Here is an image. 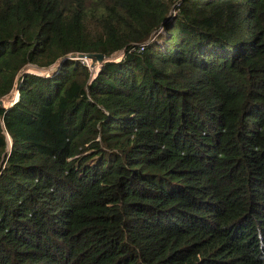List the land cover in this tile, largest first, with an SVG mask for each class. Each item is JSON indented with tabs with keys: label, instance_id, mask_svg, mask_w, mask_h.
Here are the masks:
<instances>
[{
	"label": "trees",
	"instance_id": "trees-1",
	"mask_svg": "<svg viewBox=\"0 0 264 264\" xmlns=\"http://www.w3.org/2000/svg\"><path fill=\"white\" fill-rule=\"evenodd\" d=\"M14 86L0 264H264V0H0Z\"/></svg>",
	"mask_w": 264,
	"mask_h": 264
},
{
	"label": "water",
	"instance_id": "water-1",
	"mask_svg": "<svg viewBox=\"0 0 264 264\" xmlns=\"http://www.w3.org/2000/svg\"><path fill=\"white\" fill-rule=\"evenodd\" d=\"M121 53H122V50H119V51H116V52L112 53L111 55L107 56V55H105L103 53H99V52H94V53L73 52V53L68 54L67 57L72 58V59H79L82 61L83 60L84 61L91 60L92 66H96L97 64L99 65L103 61H107L109 59L115 60V59L119 58ZM61 60H63V58L57 59L53 64H51L47 67H39V66H36L35 64L28 63L20 69V71L17 74V78L20 76V74L22 72L34 73V72H28L27 71L29 66L43 70L41 73H34V74H38V75H45L46 74L47 75L52 71V69H54V67L56 65H58L60 63ZM13 91L16 92L14 95H13ZM18 97H19V92L16 89V86H14L8 94L0 97V106H2V107L11 106L12 104H14L18 100Z\"/></svg>",
	"mask_w": 264,
	"mask_h": 264
},
{
	"label": "rangeland",
	"instance_id": "rangeland-1",
	"mask_svg": "<svg viewBox=\"0 0 264 264\" xmlns=\"http://www.w3.org/2000/svg\"><path fill=\"white\" fill-rule=\"evenodd\" d=\"M160 39H161V40H164V38L161 37V36H160ZM86 63H87V65L89 66V68L91 69L92 73L95 74V73L97 72V70H98V66H99V65L97 64L96 66H92V61H91V60H87ZM29 71H30V70H29ZM14 92H15V91H13V95L15 94Z\"/></svg>",
	"mask_w": 264,
	"mask_h": 264
},
{
	"label": "bare ground",
	"instance_id": "bare-ground-1",
	"mask_svg": "<svg viewBox=\"0 0 264 264\" xmlns=\"http://www.w3.org/2000/svg\"><path fill=\"white\" fill-rule=\"evenodd\" d=\"M27 70H30L31 72H34V73H41L43 71V70L34 68L32 66H29ZM14 93H16V92H14Z\"/></svg>",
	"mask_w": 264,
	"mask_h": 264
},
{
	"label": "built area",
	"instance_id": "built-area-1",
	"mask_svg": "<svg viewBox=\"0 0 264 264\" xmlns=\"http://www.w3.org/2000/svg\"><path fill=\"white\" fill-rule=\"evenodd\" d=\"M143 46H144V44H142V45L140 46V48H139V49H140V50H143Z\"/></svg>",
	"mask_w": 264,
	"mask_h": 264
},
{
	"label": "clouds",
	"instance_id": "clouds-1",
	"mask_svg": "<svg viewBox=\"0 0 264 264\" xmlns=\"http://www.w3.org/2000/svg\"><path fill=\"white\" fill-rule=\"evenodd\" d=\"M85 62H87V61H85Z\"/></svg>",
	"mask_w": 264,
	"mask_h": 264
}]
</instances>
